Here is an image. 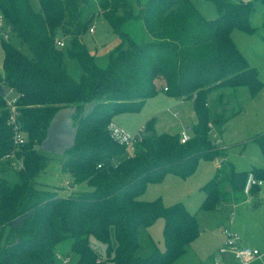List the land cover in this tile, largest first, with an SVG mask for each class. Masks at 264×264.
I'll return each instance as SVG.
<instances>
[{"label": "trees", "instance_id": "obj_1", "mask_svg": "<svg viewBox=\"0 0 264 264\" xmlns=\"http://www.w3.org/2000/svg\"><path fill=\"white\" fill-rule=\"evenodd\" d=\"M96 1L100 18L121 39L104 67L83 42L93 24V16L84 19L88 0H39L38 11L30 0H0L10 36L19 37L32 54L0 38V88L20 95L27 139L15 150L0 91V264H59L57 247L66 240L72 241L74 264H174L200 235L196 214L182 203L164 205L161 198L140 197L168 174L185 179L201 160L225 156L209 134V123L220 127L230 119L211 117L207 104L214 89L246 87L256 98L264 88L231 37L235 29L257 31L255 3L264 6V0H206L217 10L214 19L191 0ZM131 20L142 22L147 40L137 42L124 30ZM68 59L80 67L78 76L70 72ZM160 91L193 100L197 123L192 138L181 144L179 133L160 134L152 118L128 154L129 148L111 137L109 125L118 114L139 112ZM92 101L97 106L84 117V106ZM72 106L77 107L72 120L78 134L62 169L72 178L69 189L82 184L89 189L64 197L56 188L38 187L36 179L49 162L39 149L49 123L58 110ZM252 140L264 155V131ZM13 151L17 160L5 159ZM249 172L264 180L263 168L237 171L230 163L219 168L202 187L199 209L216 211L235 202ZM258 191L254 187L251 193ZM159 219L164 220V249L139 256V230ZM91 237L105 246L104 256L93 248Z\"/></svg>", "mask_w": 264, "mask_h": 264}, {"label": "rangeland", "instance_id": "obj_2", "mask_svg": "<svg viewBox=\"0 0 264 264\" xmlns=\"http://www.w3.org/2000/svg\"><path fill=\"white\" fill-rule=\"evenodd\" d=\"M144 1L141 0V2ZM192 1L206 18L218 17L213 3L206 0ZM30 4L33 10H39V0H30ZM98 13L97 1L88 0L84 19L93 16V24L90 30L83 35V42L88 51L95 55L98 64L104 67L110 52L120 43L121 39L110 25L100 18ZM254 16L253 24L257 27L256 32L248 33L235 29L232 31L231 37L249 66L258 71L259 78L264 83V6L260 3H255ZM124 30L137 42H143L149 38L140 20L127 22ZM8 42L32 57L28 47L15 34L11 33ZM3 57L4 51L0 45V71H2ZM67 63L70 66V72L78 76L80 67L77 62L68 59ZM208 98L211 117L227 118L237 112L238 109H243L241 113L230 116L226 126L221 125L218 128L213 124L219 134H222L223 131L221 139L225 144L222 143L221 147L228 146L226 151L228 161L235 166L237 171H250L254 168L264 169V155L259 145L252 140L254 135L251 136L250 134L252 131H256L253 129L262 124L261 122L264 120V93L258 103L259 105L251 104L252 97L246 87L216 88L209 94ZM151 118L155 119V128L160 134L179 132L182 129L181 124L184 128L192 127L197 120L191 99L182 102L168 93L160 91L158 95L148 99L139 112L118 114L113 118L112 123L134 137ZM211 137L214 138V134ZM133 150L128 149V154H132ZM45 154L48 156L49 162L46 169L36 179L38 187L43 189L56 188L59 194L64 197L74 191L89 189L85 184L76 186V189L72 191L68 188L72 178L62 169L63 163L69 158L67 153L63 155ZM219 158L224 161L223 157ZM214 164L212 161L201 160L194 174L185 179L168 174L161 183L150 184L147 192L140 197L144 201L161 198L164 205L182 203L191 213L196 214L200 235L193 242L188 259L195 256L199 264H213L214 256L219 257L216 251L225 239L222 230L236 234L245 245L257 247L264 251V193L257 198L252 193L247 195L242 193L234 202L235 206L232 203L228 205L223 203L216 211L199 209L205 197L202 187L217 173ZM232 212H234V217ZM163 227L164 220L159 219L150 228L142 227L139 230L140 248L137 252L139 256L150 255L156 249L155 247L164 249ZM71 243V240H66L59 244L57 247L58 254H70ZM90 243L100 256L105 255V246L102 243L94 237H91ZM70 257L74 263L75 256L71 254Z\"/></svg>", "mask_w": 264, "mask_h": 264}, {"label": "built area", "instance_id": "obj_3", "mask_svg": "<svg viewBox=\"0 0 264 264\" xmlns=\"http://www.w3.org/2000/svg\"><path fill=\"white\" fill-rule=\"evenodd\" d=\"M0 38L4 40H9L10 38V30L6 19L2 14H0ZM58 45L63 46L64 43L62 41H59ZM164 90L167 91V88H165ZM19 98L20 95H16L13 90H9L4 96L5 109L8 111V118L6 124L12 130V141L15 150H20V148L23 147L27 141L25 132L23 131L22 124L20 121V111L18 103ZM209 128V134L211 135L216 128L213 123H209ZM143 129L144 126L141 128L138 134L132 137L123 129L116 126L114 123H111L108 127L109 133L114 140H116L122 145H125L126 148L132 150L134 149L135 145L140 142L141 131ZM179 135L181 144L187 143L192 138V133L186 128H182L179 132ZM213 143L217 146H220L223 142L219 138H215ZM15 157L16 155L13 151V153L7 155L5 159L17 160L15 159ZM17 163H19V161ZM12 164L15 165L14 163ZM217 166L220 167V164L217 163ZM263 183L264 180L258 179L253 172H249L246 178L244 192L249 194L254 187H261ZM223 235L225 240L223 246L219 250V253L221 255L225 256L228 254H232L235 259V264H264V253L261 252L259 249L243 245L242 239L239 236H237L236 234L229 233L227 230L223 231ZM56 259L58 261H61L63 264L70 263L69 257L58 253L56 255Z\"/></svg>", "mask_w": 264, "mask_h": 264}, {"label": "water", "instance_id": "obj_4", "mask_svg": "<svg viewBox=\"0 0 264 264\" xmlns=\"http://www.w3.org/2000/svg\"><path fill=\"white\" fill-rule=\"evenodd\" d=\"M3 95L6 92L0 88ZM97 101H92L84 106V117L89 116L96 108ZM77 112V107H66L58 110L51 119L47 134L40 143V151L55 155H63L71 150L77 140L78 127L73 124V116ZM190 128H188L189 130Z\"/></svg>", "mask_w": 264, "mask_h": 264}, {"label": "crops", "instance_id": "obj_5", "mask_svg": "<svg viewBox=\"0 0 264 264\" xmlns=\"http://www.w3.org/2000/svg\"><path fill=\"white\" fill-rule=\"evenodd\" d=\"M192 1V0H191ZM243 1H250V0H243ZM192 3H193V1H192ZM194 4V3H193ZM194 6H195V4H194ZM196 7V6H195ZM197 8V7H196ZM199 11H200V9L199 8H197ZM201 12V11H200ZM202 13V12H201ZM239 88V87H238ZM248 89V88H247ZM250 93V92H249ZM264 93V89L262 90V92L256 97V98H252V101H251V104H254V105H257L260 101H261V97H262V94ZM252 97V96H251ZM185 101H187V100H185ZM185 101H182V102H185ZM193 101V100H192ZM209 105V104H208ZM259 105V104H258ZM243 111V109H238L237 110V112H235V113H233V114H237V113H241ZM232 114V115H233ZM232 115H230V116H232ZM230 116H228V117H230ZM152 119V118H151ZM154 119V118H153ZM150 120V119H149ZM155 120V119H154ZM230 120V119H229ZM197 123V120H196V122L194 123V125ZM212 123V122H211ZM262 124H260V125H257L253 130H255L256 129V131H252V133H250L251 134V136H253V135H255V134H258V133H261V132H263L264 131V120L261 122ZM181 126H182V128H184V126L181 124ZM224 126H226V124L224 125ZM259 126H262V127H259ZM188 128H190L189 129V131L191 132V128L192 127H190V126H188L186 129H188ZM156 129V128H155ZM223 130H224V128H223ZM181 131V130H180ZM179 131V132H180ZM179 132H176V133H173V134H178ZM213 134H214V138H212L211 137V140L212 141H214L215 140V138H219L222 142H223V144H225V142L221 139V136L223 135V131H222V134H219L218 133V131H217V129H215L213 132H212V136H213ZM250 134H249V136H250ZM210 135V136H211ZM226 147V148H225ZM225 147H221V145L219 146V149H225V156H223V160L224 161H221V159L218 157V158H215L212 162H214L215 164V168H216V170H219V168H221L222 166H224L225 164H228V163H230L229 161H228V159H227V148H228V146H225ZM217 160H218V162H217ZM217 163H219L220 164V167H218L217 166ZM231 164V163H230ZM233 167H234V169L236 170V168H235V166L234 165H232ZM193 175V174H192ZM164 180V179H163ZM159 183H161V182H159ZM74 189H76V188H72V189H70L71 191L72 190H74ZM147 190H148V188H147ZM147 190H146V192H147ZM264 193V183H263V185L261 186V187H259V191L256 193V194H252V195H254V196H256V198L257 197H261L262 196V194ZM244 194H246L247 195V193H245L244 192ZM249 194H251V192L249 193ZM233 204V206H235L234 205V202L232 203ZM226 205H228V204H226ZM232 214H233V217H234V212H232ZM223 231L224 230H222V235H223ZM224 236V235H223ZM225 240V239H224ZM224 240L222 241V243H221V245L218 247V249H217V251H216V253L218 254V256L219 257H215L214 256V258H213V264H235V259H234V256L232 255V254H228V255H225V256H223V255H221L220 253H219V250H220V248L223 246V244H224ZM194 242V241H193ZM193 242L187 247V251H186V253L181 257V258H179L177 261H175L174 262V264H199V262H198V260H197V258L195 257V256H191L190 257V259H188L189 258V251H190V249H191V247H192V244H193ZM243 242V241H242ZM243 245H245V243H243ZM245 246H248V245H245ZM250 247V246H249ZM155 248H157V247H155ZM252 248H257V247H252ZM257 249H259V248H257ZM260 250V249H259ZM154 251V250H153ZM261 251V250H260ZM57 252L59 253V251L57 250ZM261 252H263L264 253V251H261ZM61 253V252H60ZM71 256V253L70 254H68V256H66L65 254H64V256H66V257H69L70 258V263L69 264H74L73 263V261H72V258L70 257ZM186 259H188V260H186ZM59 264H63L61 261H59Z\"/></svg>", "mask_w": 264, "mask_h": 264}]
</instances>
